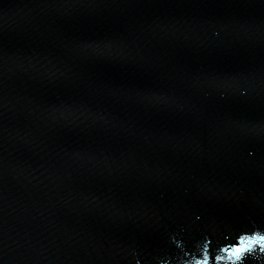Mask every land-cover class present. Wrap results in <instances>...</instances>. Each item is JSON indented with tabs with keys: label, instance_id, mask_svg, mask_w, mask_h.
<instances>
[{
	"label": "water",
	"instance_id": "95a60500",
	"mask_svg": "<svg viewBox=\"0 0 264 264\" xmlns=\"http://www.w3.org/2000/svg\"><path fill=\"white\" fill-rule=\"evenodd\" d=\"M254 233L264 0H0V264H264L223 251Z\"/></svg>",
	"mask_w": 264,
	"mask_h": 264
},
{
	"label": "snow or ice",
	"instance_id": "6c2138e0",
	"mask_svg": "<svg viewBox=\"0 0 264 264\" xmlns=\"http://www.w3.org/2000/svg\"><path fill=\"white\" fill-rule=\"evenodd\" d=\"M261 242L264 243V235L257 234L256 236H241L239 241L233 246L223 249L227 253L229 258H234L235 260H241L242 257L251 255L252 245L254 243ZM211 244V241H208V245ZM208 245L204 247V255L201 261H196V264H210L212 257L209 255ZM215 259H220V257H215Z\"/></svg>",
	"mask_w": 264,
	"mask_h": 264
},
{
	"label": "clouds",
	"instance_id": "9594fccd",
	"mask_svg": "<svg viewBox=\"0 0 264 264\" xmlns=\"http://www.w3.org/2000/svg\"><path fill=\"white\" fill-rule=\"evenodd\" d=\"M257 234H252V236H256ZM255 245V247L253 246ZM252 245L251 259H258L259 256L264 255V243L257 242ZM259 249V251H257ZM259 264V262H258Z\"/></svg>",
	"mask_w": 264,
	"mask_h": 264
}]
</instances>
